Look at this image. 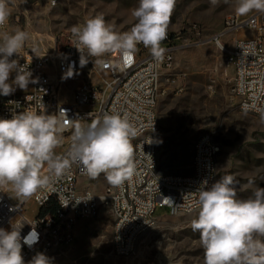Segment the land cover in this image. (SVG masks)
<instances>
[{
    "label": "built area",
    "instance_id": "2783aa9c",
    "mask_svg": "<svg viewBox=\"0 0 264 264\" xmlns=\"http://www.w3.org/2000/svg\"><path fill=\"white\" fill-rule=\"evenodd\" d=\"M17 28L23 30L22 26H13L9 18L0 28V34L14 33ZM70 30L57 36L50 50L33 48L28 40L19 54L9 58L26 69V77L27 70L31 73V82L22 90L13 83L17 73L10 74L8 82L16 90L8 96L0 95V118L10 119L13 111L18 113L25 109L58 115L67 124L62 133L63 142L55 151L67 155L76 123L89 124L102 119L105 113H119L137 131L133 140L134 174L123 185L108 184L104 192L98 194L92 186L79 185L80 179L88 176L78 165H72L59 178L49 173L45 165L41 172L51 177L50 185L38 189L31 197L18 201L10 185L0 188V228L11 231L14 224L22 225L20 242L24 264L37 253L72 242L78 221L97 217L101 206L108 208L112 215L114 255L135 257L141 237L158 223L144 221V210L165 206L172 216L196 212L202 182L207 180L211 185L217 181L214 157L219 142L210 134L193 142L190 169L161 171L159 140L162 134L157 105L162 81L159 74H164L174 64L177 36L168 32L161 45L165 49L162 61L154 59L150 50L140 44L129 67H123L119 54L111 53L99 58L103 64H97L98 58L87 56L86 50L89 62L81 67L80 53ZM235 31L240 34L224 39ZM214 39L233 67V94L239 99L240 110L261 118L260 110H264V12L252 11L246 16H237L234 12ZM226 40H231L229 46H225ZM70 68L73 75L66 77ZM152 178H159V185H152ZM152 190H163V197L148 199V192ZM52 201L54 211L42 216L37 212L34 217H28L27 204L32 206L33 203L39 211ZM135 202H151V209L135 210ZM33 230L35 240L29 245L25 239Z\"/></svg>",
    "mask_w": 264,
    "mask_h": 264
},
{
    "label": "rangeland",
    "instance_id": "374dc122",
    "mask_svg": "<svg viewBox=\"0 0 264 264\" xmlns=\"http://www.w3.org/2000/svg\"><path fill=\"white\" fill-rule=\"evenodd\" d=\"M8 2L12 25L30 34L33 48L46 50L57 36L97 15H103L117 31H128L135 23L132 9L138 6V0H56L55 5L51 0ZM235 6V0H220L215 6L210 0H176L168 28L177 36L175 59L162 76L157 105L162 134L159 157L162 172L190 169L193 142L210 134L222 146L216 180L232 175L238 182L237 197L247 198L254 188L264 187V121L240 110L233 94V67L214 39ZM239 34L235 31L224 39ZM226 41L229 46L231 40ZM108 184L103 174L79 181L81 187L92 186L98 194ZM30 204L27 214L34 217L38 210ZM156 215L158 223L141 237L135 257L114 255L113 219L104 206L97 217L79 220L72 242L44 254L51 264H204L199 233L191 226L197 211L172 216L167 207L159 206Z\"/></svg>",
    "mask_w": 264,
    "mask_h": 264
},
{
    "label": "clouds",
    "instance_id": "9594fccd",
    "mask_svg": "<svg viewBox=\"0 0 264 264\" xmlns=\"http://www.w3.org/2000/svg\"><path fill=\"white\" fill-rule=\"evenodd\" d=\"M51 2L55 5L56 0ZM219 2L210 0L213 6ZM175 5L176 0H138V6L131 12L135 23L128 31H117L103 15L72 26L80 66L89 62L86 50L87 56L98 58L97 64H103L99 58L111 53L119 54L123 67H129L140 44L150 50L154 59L162 61L165 49L161 45L167 39ZM252 11L264 12V0H236L237 16ZM10 16L8 0H0V28ZM29 39L30 34L19 28L11 34H0V95L8 96L16 90L8 82L13 71L17 73L13 83L20 89L26 90L31 82V73L27 70L26 77V69L9 59L19 54ZM65 75H73L71 68ZM11 103L19 107L16 102ZM260 115L264 121V110H260ZM66 124L58 115L32 109L13 111L10 119L0 118V188L10 185L17 196L31 197L38 189L50 185L51 177L41 172L45 165L57 178L65 175L72 165H78L92 179L103 174L114 187L132 178L133 140L137 131L126 117L105 113L102 119L89 124L76 123L71 149L67 155H60L55 150L63 142ZM237 184L232 175H225L211 185L207 180L201 184L197 216L191 226L199 233L204 264H264V187L254 188L247 198H238ZM21 227L14 224L11 231L0 228V264H24ZM35 236L33 230L25 243L31 245ZM29 264H51V259L37 253Z\"/></svg>",
    "mask_w": 264,
    "mask_h": 264
},
{
    "label": "bare ground",
    "instance_id": "6f19581e",
    "mask_svg": "<svg viewBox=\"0 0 264 264\" xmlns=\"http://www.w3.org/2000/svg\"><path fill=\"white\" fill-rule=\"evenodd\" d=\"M162 74H159V81H161ZM221 144L219 143L217 156L214 157V172L215 180L217 175V161L218 156L221 152ZM152 185H159V178H152ZM155 197H163V190H152L148 192V199H155ZM30 202V201H29ZM151 209V202H135V210ZM143 220L144 221H153L158 222V217L156 215V210H144L143 211Z\"/></svg>",
    "mask_w": 264,
    "mask_h": 264
},
{
    "label": "trees",
    "instance_id": "16d2710c",
    "mask_svg": "<svg viewBox=\"0 0 264 264\" xmlns=\"http://www.w3.org/2000/svg\"><path fill=\"white\" fill-rule=\"evenodd\" d=\"M173 37H175L173 34H172ZM55 209V203L52 201L51 203L45 205L44 207L40 208L39 211H38V215L39 216H42L44 214H46L47 212H52L54 211Z\"/></svg>",
    "mask_w": 264,
    "mask_h": 264
},
{
    "label": "crops",
    "instance_id": "0c3cea01",
    "mask_svg": "<svg viewBox=\"0 0 264 264\" xmlns=\"http://www.w3.org/2000/svg\"><path fill=\"white\" fill-rule=\"evenodd\" d=\"M164 73H165V72H164ZM162 76H163V74H162ZM161 81H162V77H161ZM35 213H36V211H35ZM35 213H34V214H35ZM78 222H79V221H78ZM77 228H78V223H77Z\"/></svg>",
    "mask_w": 264,
    "mask_h": 264
}]
</instances>
